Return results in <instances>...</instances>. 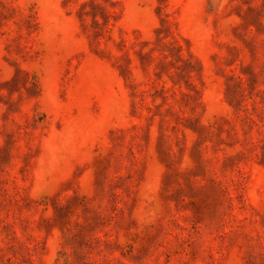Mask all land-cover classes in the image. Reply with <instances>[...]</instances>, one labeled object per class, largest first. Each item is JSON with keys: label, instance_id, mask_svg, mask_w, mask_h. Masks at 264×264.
<instances>
[{"label": "rangeland", "instance_id": "1", "mask_svg": "<svg viewBox=\"0 0 264 264\" xmlns=\"http://www.w3.org/2000/svg\"><path fill=\"white\" fill-rule=\"evenodd\" d=\"M0 264H264V0H0Z\"/></svg>", "mask_w": 264, "mask_h": 264}]
</instances>
